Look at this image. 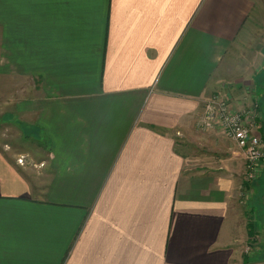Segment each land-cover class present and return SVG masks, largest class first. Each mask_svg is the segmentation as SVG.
<instances>
[{"label":"crops","instance_id":"0c3cea01","mask_svg":"<svg viewBox=\"0 0 264 264\" xmlns=\"http://www.w3.org/2000/svg\"><path fill=\"white\" fill-rule=\"evenodd\" d=\"M2 9L0 264L264 262L249 205L264 165L246 181L242 150L200 124L219 95L264 140L259 0Z\"/></svg>","mask_w":264,"mask_h":264},{"label":"built area","instance_id":"2783aa9c","mask_svg":"<svg viewBox=\"0 0 264 264\" xmlns=\"http://www.w3.org/2000/svg\"><path fill=\"white\" fill-rule=\"evenodd\" d=\"M200 124L207 129L220 127L223 134L242 150L246 181L253 182L261 176L264 140L257 131L256 114L253 110L235 109L228 98L213 96L204 102ZM17 162L23 164L24 157L20 156Z\"/></svg>","mask_w":264,"mask_h":264},{"label":"rangeland","instance_id":"374dc122","mask_svg":"<svg viewBox=\"0 0 264 264\" xmlns=\"http://www.w3.org/2000/svg\"><path fill=\"white\" fill-rule=\"evenodd\" d=\"M259 5L261 7L260 10V28L261 31L263 32V37L261 39V43H263V47H264V0H259ZM3 0H0V60L2 59V32H3ZM264 54V51H263ZM249 55V50L244 52V51H236L235 55H233L232 61H233V65L237 66L239 64H243L244 63V58H246ZM264 79V73L259 76V80ZM1 80V77H0ZM0 87L2 89L3 87V81H0ZM258 104H256L257 106ZM250 201V206L252 207V214L251 216L257 220V226L260 227V225L262 224L264 226V187L262 186L261 189L259 191L256 192L255 197ZM252 218V219H253ZM255 220V221H256ZM253 237V235H251ZM258 248L255 254H251L250 255V259L254 260V259H262L264 258V227L263 230L261 231V233L259 234L258 237ZM260 248V249H259Z\"/></svg>","mask_w":264,"mask_h":264},{"label":"trees","instance_id":"16d2710c","mask_svg":"<svg viewBox=\"0 0 264 264\" xmlns=\"http://www.w3.org/2000/svg\"><path fill=\"white\" fill-rule=\"evenodd\" d=\"M249 230H250L249 233H250L251 235H253V230H252V228H250V226H249Z\"/></svg>","mask_w":264,"mask_h":264},{"label":"water","instance_id":"95a60500","mask_svg":"<svg viewBox=\"0 0 264 264\" xmlns=\"http://www.w3.org/2000/svg\"><path fill=\"white\" fill-rule=\"evenodd\" d=\"M253 264H264V262H261V263H253Z\"/></svg>","mask_w":264,"mask_h":264}]
</instances>
